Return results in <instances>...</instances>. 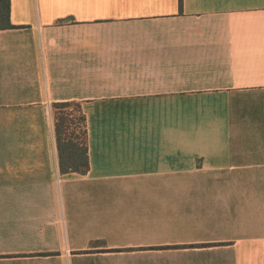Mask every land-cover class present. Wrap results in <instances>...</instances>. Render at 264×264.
Listing matches in <instances>:
<instances>
[{
	"label": "crops",
	"instance_id": "1",
	"mask_svg": "<svg viewBox=\"0 0 264 264\" xmlns=\"http://www.w3.org/2000/svg\"><path fill=\"white\" fill-rule=\"evenodd\" d=\"M10 3L0 264H264V0Z\"/></svg>",
	"mask_w": 264,
	"mask_h": 264
},
{
	"label": "trees",
	"instance_id": "2",
	"mask_svg": "<svg viewBox=\"0 0 264 264\" xmlns=\"http://www.w3.org/2000/svg\"><path fill=\"white\" fill-rule=\"evenodd\" d=\"M10 5V0H0V30L17 28L10 23ZM181 6L182 0H179V7L181 8ZM63 22L64 21H58L57 24H61ZM51 108L57 143L60 144L61 139H68L67 141H64L67 144H70L72 143L70 139H72L74 135V138L78 140V147L81 148V152H79L75 160L77 161L76 165L69 167L68 169L80 172L81 174L85 173L88 168L87 160L85 158L86 127L85 118L81 113L80 105L73 102L53 103ZM72 164H74V161Z\"/></svg>",
	"mask_w": 264,
	"mask_h": 264
}]
</instances>
